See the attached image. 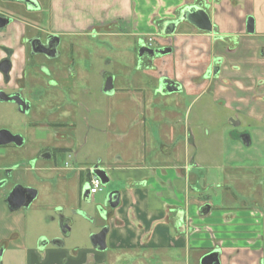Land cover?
I'll return each instance as SVG.
<instances>
[{
  "label": "crops",
  "instance_id": "0c3cea01",
  "mask_svg": "<svg viewBox=\"0 0 264 264\" xmlns=\"http://www.w3.org/2000/svg\"><path fill=\"white\" fill-rule=\"evenodd\" d=\"M55 3L59 7L58 13L62 12L61 7L70 13V17L67 15L63 19L58 15L55 19L58 28L77 32L98 25L103 34H134L140 37L138 42L144 36H151L157 47L171 45L173 50L170 54L156 57L151 64L141 62L138 67L135 62V71L145 66L146 74L155 76L159 84L156 92L146 93L140 84L142 81L134 76L135 72L124 80L112 74L113 89L109 93L104 91V79L102 93L111 100L108 111L115 126L111 132L118 144H112L106 161L99 159V162L107 172L109 183H122L109 191H119L120 205L108 220L103 221L98 216L95 224L87 220L91 227L87 235L89 243L69 245L66 240L64 246H54L50 242L45 243L44 237L59 236V230L53 224V208L55 204L65 205L66 201L63 198L59 203L38 200L32 211L19 215L16 229L21 240L15 243L19 251L9 252L8 264H116L123 256L133 259L129 263L144 264L145 260L159 264H200L201 258L217 247L221 250V264H264V246L254 239L255 230L264 231V212L255 208L217 209L205 218L198 217L197 204L189 201L187 196V176L194 168L190 165L185 171L186 165L179 162L183 160V157L179 159V150L183 148L177 141L179 138L184 140V135H178L176 126L164 129L160 125L158 111L161 108L167 110V107L157 103L161 101L159 97L178 96L183 92L187 96H195L206 92L210 81L216 78L208 74L203 77V74L210 64H219L221 60V71H230L225 76L230 86L235 87L238 83L234 81L235 76L240 78L238 99L245 102L234 108L232 99L224 96L222 99L227 108L239 111L237 115L248 121L264 122L263 22L258 28L255 19V32L247 31V19L253 15L254 0H55ZM187 4H203L218 31L203 32L183 23L180 32L178 26L173 34L167 33L168 24ZM108 25L111 29H106ZM152 65L157 70H152ZM165 76L179 83L180 91L166 92L160 86V78ZM214 95L219 99L216 91ZM99 104L101 108L102 99ZM176 105H180L179 101ZM190 138L188 133L186 141ZM175 151L178 160L171 163L169 157ZM88 165L92 166V163ZM197 165V168H202L199 163ZM236 166L233 164L229 168ZM239 167L253 168L248 165ZM236 179L240 185L247 183V176ZM251 179H256L257 192L264 187V179L259 180L257 176ZM65 184L75 198L77 187L73 172ZM233 185L239 192L245 189ZM258 193L250 195L261 201ZM38 215L40 218L37 220ZM240 217L243 218L240 220ZM196 219L208 223L203 225ZM37 221L53 225L56 229L48 227L49 232H43L40 224L36 226ZM105 223L110 230L106 237L107 249L102 251L92 245L91 234L99 232Z\"/></svg>",
  "mask_w": 264,
  "mask_h": 264
},
{
  "label": "flooded vegetation",
  "instance_id": "af4514ba",
  "mask_svg": "<svg viewBox=\"0 0 264 264\" xmlns=\"http://www.w3.org/2000/svg\"><path fill=\"white\" fill-rule=\"evenodd\" d=\"M199 5L205 8L203 4ZM58 9L55 0H0V264H8L9 252L19 251L15 247V243L21 240V234L16 229L19 215L32 211L38 200L57 203L63 198L66 201L65 205L55 204L53 208V224L57 226L59 236L51 239L44 237V242L50 244L51 240L60 237L62 241L59 244L62 246L68 237H64L60 229L61 216L72 218V226L77 217L95 224L98 218L108 220L116 209L106 207L98 210L95 207L94 217L83 210L86 203L82 196L83 187L94 174L93 166L99 163L101 167L100 160L92 162V166L88 165L89 156L83 152L87 144L79 141V131L88 127L89 121V88L85 73L90 53L88 36H101L103 31L98 25L77 32L58 28L55 19L59 14L60 19L67 15L70 17L65 8L61 7V13L57 12ZM183 23L188 22L180 24ZM214 26L217 30L210 32L218 31V26ZM153 43L152 38V44L143 40L138 44L139 48L141 44L158 48ZM137 59L140 67L143 59L151 64L155 58L145 53ZM220 62L210 64L203 77L208 74L223 79ZM111 75L110 72L103 73L104 79ZM164 90L167 92L165 87ZM232 126V135L241 141V146L250 148L252 142L247 146L241 139L242 135L250 133L238 130L240 122H232ZM91 129L99 130L96 127ZM190 165L198 167L194 160ZM72 172L76 178L75 198L71 190L64 186ZM215 185L216 188H224L233 200L238 201V189L229 185L222 187L218 183ZM192 188L197 195L194 203L200 218L217 209L248 208L246 204L249 203L243 202L245 197L238 201L240 204L237 206L220 205L214 203L215 199L208 195L206 187L192 185ZM32 193H36L32 203L27 207L20 205L22 199ZM10 194L11 206L8 200ZM251 199V205L255 200L257 206L254 208L262 212L259 200ZM206 203H210L209 210H201ZM188 222L192 223L189 218ZM104 226L106 223L100 230Z\"/></svg>",
  "mask_w": 264,
  "mask_h": 264
},
{
  "label": "rangeland",
  "instance_id": "374dc122",
  "mask_svg": "<svg viewBox=\"0 0 264 264\" xmlns=\"http://www.w3.org/2000/svg\"><path fill=\"white\" fill-rule=\"evenodd\" d=\"M252 16L256 19L258 28L262 22L264 26V0H254ZM182 25L183 24L179 25V32L182 30ZM106 27V29H111V26L109 25ZM139 38L134 34L111 36L102 33L101 36L97 37L88 36V50L90 53L88 54L89 62L85 73L86 80H88L87 86L89 88V121L88 127H83V129L79 131V141L81 144H87L84 147L83 152L89 156L90 163L97 162L99 159L106 161L107 158L105 157H107L112 144H114V146L115 144H118L115 142V135L111 132L115 127L111 122L112 119L110 118L108 111V103L111 100L106 98L102 93V85L104 84L103 73L110 72L115 75L117 79L123 78L124 80V78L128 79L130 74L133 75L135 72L134 76L139 78L140 82L142 81L140 84L146 89V93L151 91L156 92L155 89L158 88L159 84L157 83V80H155V76L151 74L147 75L145 72V66L141 69H136L135 71V68L137 67L135 62H138L137 55ZM141 40L152 44L151 36H144ZM154 60L152 63H154ZM142 62H146V60L143 59ZM151 69L157 70V67L152 65ZM185 70L188 72L187 69ZM228 72H230L228 69H222L220 76L223 79H216L215 81L211 80V85L209 84L210 88L208 87L207 91L200 95L187 96L186 93L184 94L183 92L179 93L178 96L174 94L166 98L159 97L161 101H158V98H156L158 102H155L163 104V108L167 107V110H163L159 104H157L158 107L161 108L158 111V118L160 125L164 126V129L176 126L178 135H184V140L179 138L177 143L180 144V148H183L182 150H179V159L183 157V160H179V162L186 165L185 171L189 169L192 160L199 163L202 167L197 168L194 166L193 172L191 171L187 176L189 187L187 196H189V201L196 202L197 195L192 194V185H197L199 187H206L208 195L215 199L214 203L216 204L237 206L240 204L238 201L242 197H245L246 200L243 202L249 203L246 204V207L253 209L257 206V203L254 200V205H251L253 200L251 199L250 194L256 195V193L259 192L258 195H260V199L262 200H259V205L262 207V212H264V187H260L257 192L256 179H251L255 176H257L259 180L264 179V122H257L255 120L248 121V119H244L240 115H237L239 111L234 109L229 110L227 108L222 99L224 96H228V98L232 99L234 108L241 106V103H245L238 99L239 93L241 92L239 90V88H241L240 78L235 76L234 81L238 83L234 85L235 87L230 86L231 84L229 85L225 78L226 73ZM230 80L232 81V79ZM215 91L218 94L217 97L222 100L215 98ZM100 99H102L101 108H99ZM178 101L180 105L175 106ZM231 118L241 122V126L238 129L239 131L247 130L251 134V144L253 145L250 148L242 147L241 141H238L237 138L232 135L234 128L230 121ZM173 121H176L177 123L174 125ZM155 124L157 123H153V125ZM92 127L99 128V130L91 129ZM188 133L191 134V138L189 141H186ZM114 150L116 151V149ZM176 153L177 152L175 151L174 154L169 157V162L172 163L173 161L175 162V160H178ZM233 164L237 165V168L230 169L229 166ZM241 165H248L253 168H248V170L239 167ZM230 174L236 175V178L239 176H247V183L240 185L236 182L237 179L230 176ZM231 180L233 182H231ZM212 183L222 184V187H226L227 185L232 187L234 186L233 184H235L236 187L243 186L245 189H242L244 190L243 192L238 193L239 199L235 202V200L229 197L230 195L228 193H225L224 188H216V185ZM120 185H122V183L115 182H110L106 186L102 185L101 190L95 194L91 204H83V210L91 216L96 215L95 204L103 203L109 191ZM263 185L264 184H262V186ZM248 198H250L251 203ZM28 217L35 219L36 216ZM38 218H40L39 215L37 216V220ZM242 218L243 217H240V220ZM196 222H201L202 224L208 223V221H203V219H196ZM37 223H35L36 226L40 224L38 221ZM213 223H215V221H213ZM39 226L40 229L46 233L49 232L48 227L55 228L53 225L48 226L45 223H41ZM89 228L91 227L84 218L77 217L71 234L67 238V243L69 245L76 243H89L87 238ZM254 239L259 240L264 246V240H262L264 239V231L255 230ZM119 259L121 260L116 264H139L137 262L129 263V260L133 259L128 258V256H123ZM143 261L144 264H159L157 261Z\"/></svg>",
  "mask_w": 264,
  "mask_h": 264
},
{
  "label": "water",
  "instance_id": "95a60500",
  "mask_svg": "<svg viewBox=\"0 0 264 264\" xmlns=\"http://www.w3.org/2000/svg\"><path fill=\"white\" fill-rule=\"evenodd\" d=\"M183 21L190 23L194 27H196L199 30L202 31H212L217 30V27H213L212 19L208 13V11L202 6V5H185L177 15H175V18L173 21H171L167 26V33L173 34L178 25L182 23ZM255 18L253 16H249L247 19V31L249 33L255 32ZM172 52L171 46H166L163 48H151L149 46H146L144 44L140 45L139 48V57L141 58L145 53H147L152 59L155 58L158 55H166L170 54ZM160 86L162 88H166L168 92H177L180 91L181 87L180 84L175 82L174 80L168 78V77H162L160 78ZM113 89V78L110 76L106 79L104 91L111 92ZM231 121L234 124H238V121H235L234 119H231ZM242 142L246 144L247 146L250 145L252 142V137L250 134L246 133L241 136ZM92 172L94 175H96L100 180L102 185L106 186L109 183V177L107 175V172L105 169L100 167L99 163H96L93 166ZM32 190V189H30ZM11 194L9 195V203L11 206ZM36 193L28 194L25 199H22L20 205L29 206L33 199L35 198ZM82 196L86 203L92 202V197L90 194V186L89 183L85 184L83 187ZM120 204V193L118 190H113L108 193L105 201L101 204H97L95 207L96 209H105L106 207H110L111 209H115ZM203 208H207L209 210L210 203H206L204 206L201 207V210ZM71 226H72V218L61 216L60 217V229L62 231V234L64 237H69L71 233ZM110 230V227L108 225L104 226L99 232L92 233L91 234V242L94 248L97 250H105L107 249L106 244V237ZM59 241H62V238H54L51 240V243L54 246H62V244H59ZM220 254L221 250L219 247L215 248L211 252L205 254L201 260L200 264H221L220 260Z\"/></svg>",
  "mask_w": 264,
  "mask_h": 264
},
{
  "label": "built area",
  "instance_id": "2783aa9c",
  "mask_svg": "<svg viewBox=\"0 0 264 264\" xmlns=\"http://www.w3.org/2000/svg\"><path fill=\"white\" fill-rule=\"evenodd\" d=\"M89 186H90V194L91 197H93L96 193H98L101 190V180L96 176L92 175L91 179L89 180Z\"/></svg>",
  "mask_w": 264,
  "mask_h": 264
},
{
  "label": "trees",
  "instance_id": "16d2710c",
  "mask_svg": "<svg viewBox=\"0 0 264 264\" xmlns=\"http://www.w3.org/2000/svg\"><path fill=\"white\" fill-rule=\"evenodd\" d=\"M258 178V177H257ZM91 179V178H90Z\"/></svg>",
  "mask_w": 264,
  "mask_h": 264
}]
</instances>
